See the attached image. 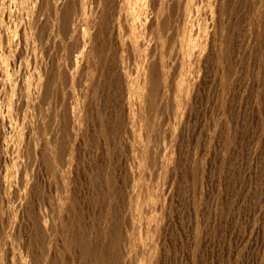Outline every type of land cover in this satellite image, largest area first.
I'll use <instances>...</instances> for the list:
<instances>
[{"label": "rangeland", "instance_id": "1", "mask_svg": "<svg viewBox=\"0 0 264 264\" xmlns=\"http://www.w3.org/2000/svg\"><path fill=\"white\" fill-rule=\"evenodd\" d=\"M32 1H0L26 35L0 76V264H264V0Z\"/></svg>", "mask_w": 264, "mask_h": 264}, {"label": "bare ground", "instance_id": "2", "mask_svg": "<svg viewBox=\"0 0 264 264\" xmlns=\"http://www.w3.org/2000/svg\"><path fill=\"white\" fill-rule=\"evenodd\" d=\"M0 1H2V0H0ZM6 1H7V0H3V2L1 3V6H3V4L6 3ZM8 1H9V0H8ZM29 1H30V0H29ZM31 1H32V0H31ZM36 1H37V0H36ZM44 1H45V0H44ZM51 1H52V0H51ZM81 1H82V0H81ZM89 1H90V0H89ZM94 1H95V0H94ZM109 1H110V0H109ZM117 1H118V0H117ZM117 1H116V3H117ZM145 1H147V0H145ZM148 1H149V0H148ZM150 1H151V0H150ZM157 1H158V0H157ZM170 1H171V0H170ZM181 1H182V0H181ZM181 1H180V2H181ZM196 1H197V0H196ZM206 1H207V0H206ZM12 2H13V1H12ZM19 2H21V1H19ZM32 2H33V1H32ZM54 2H55V0H54ZM77 2H78V1H77ZM85 2H86V1H85ZM95 2H96V1H95ZM119 2H122V3H121L122 6H123V3H125L124 6H125L126 8H128L129 11H130V13H131L133 16H135L136 18H138V19L141 18V16H142V18H143V16H144V18H146V16H149V15L151 14V13H150L151 11H149L150 14L147 15L145 6H142V4L139 3V2H140L139 0H120ZM119 2H118V3H119ZM180 2H179V3H180ZM24 3H26V0H22V3H20V4H21V5H24ZM30 3H31V2H30ZM81 3H82V2H81ZM97 3H98V2H97ZM153 3H154V2H153ZM157 3H158V2H157ZM157 3H156V4H157ZM159 3H160V2H159ZM179 3H178V4H179ZM184 3H185V1L183 2L182 5H184ZM193 3H195L194 0H186V4H185V5H186L187 8H189L188 11H190V10L193 8V7H192L193 5L196 6V5L193 4ZM196 3H197V2H196ZM90 4H91V3H90ZM90 4H88V2H87V6H88V5L90 6ZM112 4H113V3H112ZM145 4H146V3H145ZM154 4H155V3H154ZM156 4H155V6H156ZM36 5H37V3H36ZM55 5H56V4H55ZM57 5H58V4H57ZM60 5H61V3H60ZM79 5L81 6L82 4H78V6H79ZM95 5H96V4H95ZM150 5H151V3H150ZM150 5H149V8H148V9L151 8ZM1 6H0V74H1L0 76H1V78H3V82H2V83L5 84V83H7L6 81H7V79H8V77H7V74H8V73L6 74V71H5L6 69L4 70V68L2 69V67H3L4 65H6L8 62H7V63H6V62L3 63V61H4V59H5V57L3 58V54H4V46H5L6 44H7V46H11V45H10V42H11V41H14L13 37H14V34H16V33L20 32L22 36H26V35L24 34L25 31H24L23 29H20V30H19V29H15V30H14V28H13V29H12V28L10 29V28L6 25V22H7V21H5V20L7 19V18H6V17H7V14L5 15L6 10H5V12H4V9L2 10V8H3L5 5H4L3 7H1ZM96 6H98V5H96ZM96 6H94V7L96 8ZM117 6H118V5H117ZM122 6H120V7H122ZM134 6H135V9L132 11V8H133ZM147 6H148V5H146V7H147ZM160 6H161V5H160ZM167 6H168V5H167ZM178 6H179V5H178ZM22 7H23V6H22ZM31 7H32V6H31ZM81 7H83V6H81ZM24 8H25V7H23V9H24ZM43 8H44V7H43ZM54 8H57V7L54 6ZM86 8H88V7H86ZM86 8H85V9H86ZM95 8H94V10H92V11H93L92 14L95 13V10H96ZM122 8H123V11H124V10H125L124 7H122ZM122 8H121V9H122ZM155 8H157V6H156ZM161 8H162V7H161ZM183 8H184V7L182 6L181 11H183ZM28 9H29V7H28ZM33 9H34V8H33ZM33 9H32V10H33ZM58 9H59V7H58ZM83 9H84V8H83ZM89 9H90V7L88 8V10H89ZM151 9H153V8H151ZM194 9H195V8H194ZM25 10H26V8H25ZM25 10H24V11H25ZM32 10H30V11H32ZM51 10H52V9H51ZM59 10H60V9H59ZM59 10H58V11H59ZM118 10H119V9H117V11H118ZM53 11H54V10H53ZM66 11H67V10H66ZM84 11L86 12V10H84ZM84 11H83V12H84ZM113 11H114V10H113ZM125 11H126V10H125ZM129 11H127V12H129ZM147 11H148V10H147ZM156 11H157V10H156ZM159 11H160V10H159ZM181 11H180V12H181ZM27 12H28V11H27ZM38 12H39V11H38ZM49 12H50V11H49ZM75 12H76V11H75ZM153 12H154V11H153ZM153 12H152V13H153ZM160 12H161V11H160ZM185 12H187L186 9H185L184 13H185ZM6 13H7V12H6ZM24 13H26V12H24ZM28 13H29V12H28ZM35 13H36V12H35ZM57 13H58V12H57ZM65 13H66V12H65ZM89 13H90V12H88L87 14L90 15ZM120 13H121V10H120ZM120 13H119V14H120ZM130 13H129V14H130ZM155 13H156V12H155ZM158 13H159V12H158ZM29 14H30V13H29ZM29 14H28V15H29ZM54 14H55V13H54ZM58 14H59V13H58ZM61 14H62V13H61ZM84 14H85V13H83V15H84ZM103 14H104V13H103ZM123 14L126 15L124 12H123ZM123 14H122V15H123ZM153 14H154V13H153ZM156 14H157V13H156ZM161 14H163V13H161ZM161 14H160V16H161ZM185 14H186V13H185ZM30 15H31V14H30ZM55 15H57V14H55ZM120 15H121V14H120ZM120 15H118V18H119ZM124 15H123V18H122V16H120V18H122V20L124 19ZM157 15H158V14H157ZM157 15H155V16L157 17ZM186 15H188V12H187ZM186 15H185V17H186ZM10 16H11V15H10ZM25 16L27 17V14H26ZM57 16H58V15H57ZM79 16H80V14H79ZM93 16H94V15H93ZM93 16H92V17H93ZM150 16H151V15H150ZM155 16H154V18H155ZM197 16H198V15H197ZM32 17H33V16H31V18H32ZM90 17H91V16H90ZM112 17H113V16H112ZM125 17L128 18V19H127V20H128L127 22L130 21L129 18H131V20H132V17H130V16L127 17V15H126ZM181 17H182V16H181ZM8 18H10V17L8 16ZM37 18H38V17H37ZM74 18H75V17H74ZM76 18L78 19V17H76ZM186 18H189V16L186 17ZM25 19H26V20H27V19L31 20L29 16H28V18H25ZM33 19H34V18H33ZM33 19L31 20L32 22L34 21ZM79 19H81V18L79 17ZM79 19H78V20H79ZM93 19H95V18H93ZM133 19H135V18L133 17ZM155 19H156V18H155ZM157 19H158V18H157ZM160 19H161V18H160ZM183 19H184V18L182 17L181 20H183ZM23 20H24V19H23ZM49 20H50V19H49ZM51 20H52V19H51ZM65 20H66V19H65ZM68 20H69V19H68ZM142 20H143V19H142ZM144 20L146 21L147 19H144ZM144 20L141 21V19H140L139 21H141V22L143 23ZM149 20H150V18H148V21H149ZM163 20H164V19H163ZM39 21H40V20H39ZM39 21L37 20L36 22L38 23ZM43 21H44V20H43ZM58 21H59V20L57 19V22H58ZM61 21H62V20H61ZM86 21H87V19H86ZM88 21H89V20H88ZM99 21H100V20H99ZM124 21H125V19H124ZM124 21H121V22L123 23ZM139 21H138V23H139ZM150 21H153V20H152V16H151V20H150ZM150 21H149V22H150ZM155 21H156V20H154V23H155ZM186 21H187V19H186ZM188 21H190V20H188ZM57 22H56V23H57ZM78 22H79V21H78ZM84 22H85V21H82L81 23L83 24ZM119 22H120V21H119ZM125 22H126V21H125ZM125 22H124V23H125ZM136 22H137V21H136ZM136 22H135L134 26L136 25ZM149 22H148V23H149ZM184 22H185V21H184ZM7 23H8V22H7ZM28 23H29V22H28ZM28 23H26V24H28ZM53 23H55V22L53 21ZM93 23H94V21H93ZM122 23H120V25H122ZM144 23H147V22H144ZM144 23H143V24H144ZM154 23L151 22V24H153V26H154ZM174 23H175V22H174ZM186 23L188 24V22H186ZM186 23H185V24H186ZM9 24H10V23H9ZM30 24H31V22H30ZM57 24H60V23H57ZM88 24L90 25V21H89ZM129 24H130V22H129ZM129 24H128V25H129ZM151 24H150V25H151ZM176 24H177V23H176ZM182 24H183V23H181V25H182ZM51 25H52V23H51ZM51 25H50L49 27H51ZM72 25H73V24H72ZM85 25H86V24H85ZM85 25H84V26H85ZM118 25H119V24H118ZM125 25H126V24H125ZM128 25H127V26H128ZM137 25H138V24H137ZM139 25H140V24H139ZM139 25H138V27H140L142 24H141L140 26H139ZM144 25H145V24H144ZM146 25H148V24H146ZM146 25H145V26H146ZM157 25H158V23H157ZM33 26H34V25H33ZM33 26H31V27H33ZM76 26H77V25H76ZM122 26H123V25H122ZM129 26H130V25H129ZM129 26H128V28L130 29ZM148 26H149V25H148ZM15 27H16V26H15ZM18 27H20V26L18 25ZM52 27H53V28L55 27L54 24H53ZM73 27H74V26H73ZM86 27H87V26H86ZM86 27H84V28H86ZM108 27H109V26H108ZM119 27H120V26H119ZM138 27H136L137 30H139V29L141 28V27H140V28L138 29ZM157 27H158V26H157ZM185 27H186V26H185ZM187 27H188V26H187ZM21 28H22V26H21ZM29 28H30V25H29ZM35 28H36V27H35ZM35 28H33V29L31 28V29H32V30H35ZM87 28H88V27H87ZM87 28H86V29H87ZM112 28H113V27H112ZM117 28H118V27H117ZM121 28H122V27H121ZM126 28H127V27H126ZM142 28H143V27H142ZM150 28H152V25H151ZM158 28H159V27H158ZM25 29H26V28H25ZM40 29H41V28H40ZM49 29H50V28H49ZM51 29H52V28H51ZM75 29H76V28H75ZM82 29H83V28H82ZM124 29H125V28H124ZM132 29H135V28H132ZM181 29H183V28H181ZM185 29H186V28H185ZM61 30H62V29H61ZM67 30H68V29H67ZM76 30H77V29H76ZM89 30H90V29H89ZM122 30H123V29H122ZM141 30H142V29H141ZM141 30H140V31H141ZM147 30H148V29H147ZM147 30H145V31H147ZM153 30H154V29H153ZM155 30H156V28H155ZM179 30H180V29H179ZM187 30H188V28H187ZM39 31H40V30H39ZM41 31H42V30H41ZM51 31H52V30H51ZM79 31H80V30H79ZM81 31H82V30H81ZM87 31H88V30H87ZM130 31H131V30H130ZM150 31H151V29H150ZM150 31H149V33H151ZM158 31H159V30H158ZM30 32H31V31H30ZM57 32H58V31H57ZM82 32H83V31H82ZM82 32H80V34H81ZM89 32H90V31H89ZM89 32H88V34L90 35ZM159 32H160V31H159ZM183 32H185V31H183ZM190 32H191V31H190ZM262 32H263V31H262ZM26 33L28 34V30H27ZM33 33H34V32H33ZM35 33H36V32H35ZM37 33H38V31H37ZM37 33H36V34H37ZM39 33H40V32H39ZM42 33H43V32H42ZM46 33H48V31H47ZM50 33H51V32H50ZM123 33H125V32L123 31ZM137 33H138V32H137ZM137 33H135V36H137V35H136ZM140 33H141V32H140ZM155 33L157 34L156 31H155ZM250 33H251V32H250ZM60 34H61V33H60ZM71 34H72V33H71ZM85 34H86V33H85ZM125 34H126V33H125ZM130 34H131V33H130ZM159 34L161 35V33H159ZM29 35H31V33H29ZM62 35H63V33H62ZM81 35H82V34H81ZM86 35H87V34H86ZM89 35H88V36H89ZM143 35H144V34H143ZM157 35H158V34H157ZM185 35H186V34H185ZM185 35H184V37H185ZM188 35H190V34H188ZM22 36H21V37H22ZM46 36H47V35H46ZM48 36H49V34H48ZM64 36H65V35H64ZM84 36H85V35H84ZM128 36H130V35L128 34ZM149 36H150V35H149ZM182 36H183V34H182ZM29 37H30V36H29ZM29 37H27V38H29ZM86 37H87V36H85V38H86ZM137 37H138V36H137ZM39 38H40V36H39ZM81 38H82V37H81ZM130 38H133L132 35L130 36ZM139 38H140V37H139ZM157 38H158V37H157ZM186 38H187V37H186ZM127 39H128V37H127ZM159 39H160V38H159ZM159 39H158V40H159ZM29 40H30V39H29ZM33 40H34V37H33ZM46 40H47V38H46ZM75 40H76V39H75ZM78 40H79V39H78ZM80 40H81V39H80ZM80 40H79V41H80ZM83 40H84V39H83ZM86 40H87V43H88V42H89L88 40H90V39H89V38H88V39L86 38ZM130 40H131V39H130ZM132 40H133V39H132ZM140 40H141V39H140ZM190 40H191V39H190ZM25 41H26V40H25ZM35 41H36V40H35ZM41 41H42V40H41ZM41 41H39V42H41ZM47 41H48V40H47ZM127 41H128V40H127ZM127 41H126V42H127ZM159 41H160V40H159ZM36 42H37V41H36ZM83 42H84V41H83ZM85 42H86V41H85ZM85 42H84V44H85ZM138 42H139V40H138ZM156 42H157V41H156ZM187 42H188V41H187ZM191 42H192V41H191ZM12 43L15 44V41L12 42ZM12 43H11V44H12ZM123 43H124V42H123ZM129 43H131V42L129 41ZM129 43H128V44H129ZM132 43H133V42H132ZM136 43H137V42H136ZM182 43H183V42H181V45H182ZM185 43H186V42H185ZM188 43H189V42H188ZM188 43H187V44H188ZM14 44H13V45H14ZM76 44H77V43H76ZM148 44H149V43H148ZM155 44H156V43H155ZM175 44H176V43H175ZM126 45H127V44H126ZM130 45H131V44H130ZM83 46H84V45H83ZM187 46H188V45H187ZM187 46H186V47H187ZM194 46H195V45H194ZM84 47H85V46H84ZM103 47H104V46H103ZM138 47L141 48L142 46H141V45L139 46V45L137 44V46L135 47V49L138 50V49H139ZM148 47H150V46H148ZM175 47H176V46H175ZM188 47H189V46H188ZM188 47H187V48H188ZM10 48H11V47H10ZM12 48H13V46H12ZM29 48H30V47H29ZM151 48H152V46H151ZM104 49H105V48H104ZM181 49H183L182 46H181ZM11 50H12V49H11ZM11 50L9 49V51H11ZM69 50H70V49H69ZM133 50H134V49H133ZM136 50H135V51H136ZM140 50H141V49H140ZM152 50H153V49H152ZM186 50H188V49H186ZM190 50H191V49H190ZM190 50H188V51L190 52ZM6 51H8V50H6ZM146 51H147V50H146ZM178 51H179V50H178ZM181 51H182V50H181ZM183 51H184V50H183ZM183 51H182V53L179 52V54H180V55L183 54V53H184ZM191 51H192V50H191ZM196 51H197V50H196ZM83 52H84V51H83ZM139 52H140V51H139ZM142 52H144V51H142ZM142 52H141V53H142ZM192 52H193V51H192ZM210 52H211V51H210ZM5 53H6V52H5ZM7 53H8V52H7ZM10 53H11V52H10ZM132 53L134 54V52H132ZM146 53H147V52H146ZM198 53H199V52H198ZM13 54H14V53H13ZM19 54H20V53H19ZM136 54H137V51H136ZM142 54H143V53H142ZM177 54H178V53H177ZM179 54H178V55H179ZM193 54H194V53H193ZM193 54H192V56H193ZM199 54H200V53H199ZM199 54H198V55H199ZM4 55L6 56V54H4ZM9 55H11V54H9ZM138 55H139V53H138ZM138 55H137V56H138ZM178 55H176V56H178ZM194 55H195V54H194ZM41 56H42V55H41ZM199 56H200V55H199ZM7 57H8V56H7ZM7 57H6V59H7ZM13 57H16V55H13ZM13 57H12V58H13ZM17 57H18V56H17ZM183 57H184V56H183ZM186 57H187V56H186ZM186 57H185V58H186ZM196 57H197V56H196ZM76 58H77V57L74 58V59H75L74 61L77 60ZM179 58H180V60H182V57H179ZM6 59H5V60H6ZM19 59H20V58H19ZM145 59H146V58H145ZM183 59H184V58H183ZM8 60H9V59H8ZM11 60H12V59H11ZM15 60H16V59H14V61H15ZM153 61H154V60H153ZM160 61H161V60H160ZM9 62H10V61H9ZM11 62H12V61H11ZM11 62H10V64H11ZM76 62H77V61H76ZM76 62H75V63H76ZM183 62H184V61L182 60V63H183ZM5 63H6V64H5ZM13 63H14V62H12V64H13ZM72 63H73V62H72ZM14 64H15V63H14ZM7 65H9V64H7ZM81 65H82V64H81ZM147 65H148V64H147ZM161 65H162V64H161ZM11 66H12V65H11ZM163 66H164V65H163ZM182 66H183V64H182ZM182 66L180 67V69L182 68V69L184 70V68H183ZM5 67H7V66H5ZM12 67H13V66H12ZM12 67H7V68H9V69H7V71H9ZM146 67H147V66H146ZM158 67H159V65H158ZM158 67H157V69H158ZM162 68H165V66L162 67ZM162 68H161V69H162ZM58 69H59V68H58ZM145 69H146V68H145ZM15 70H16V69H15ZM72 70H73V69H72ZM104 70H105V69H104ZM158 70H159V69H158ZM80 71H81V70H80ZM147 71H148V70H147ZM160 71H161V70H160ZM143 72H144V70H143ZM163 72H164V71H163ZM179 72H180V71H179ZM182 72H183V71H182ZM182 72H181V73H182ZM196 72H197V71H196ZM198 72H199V71H198ZM164 73H165V72H164ZM141 74H143V73H141ZM162 74H163V73H162ZM8 75H10V72H9ZM71 75H72V74H71ZM122 76H123V75H122ZM166 76H167V75H166ZM181 76H183V74H182V75L180 74V78H178V82H179V80L182 78ZM144 77H145V76H144ZM150 77H151V76H150ZM1 78H0V79H1ZM35 78H36V77H35ZM69 78H70V77H69ZM145 78H146V77H145ZM161 78H162V77H161ZM163 78H164V77H163ZM165 78H166V77H165ZM193 78H194V77H193ZM196 78H197V77H196ZM142 79H143V78H142ZM182 79H183V78H182ZM41 80H42V79H41ZM145 80H146V79H145ZM161 80H162V79H161ZM165 80H166V79H165ZM184 80H185V79H184ZM28 81H29V80H28ZM123 81H124V80H123ZM126 81H127V80H126ZM10 82H11V81L9 80V83H10ZM124 82H125V81H124ZM141 82H143V80H141ZM160 82H162V81H160ZM164 82H166V81H164ZM181 82H182V80H181ZM0 83H1V82H0ZM2 83H1V84H2ZM144 83H145V82H144ZM174 83H176V82H174ZM1 84H0V85H1ZM38 84H40V83H38ZM161 84H162V83H161ZM163 84H164V83H163ZM181 84H182V83H181ZM10 85H11V84H10ZM4 86H5V85H4ZM8 86H9V85H8ZM8 86H7V90H8V93H10V92L12 91V88L10 87V88L8 89ZM11 86H12V85H11ZM39 86H40V85H39ZM141 86H142V85H141ZM141 86H140L139 88H141ZM178 86H179V84H178ZM137 87H138V86H137ZM144 87H145V85H144ZM162 88H163V87H162ZM191 88H192V87H191ZM5 89H6V88H5ZM19 89H20V88H19ZM141 89H142V88H141ZM176 89H177V87H176ZM9 90H11V91L9 92ZM178 90H180L179 87H178ZM178 90H177V91H178ZM181 90H182V89H181ZM1 91H2V90H1ZM3 92H4V91H3ZM6 92H7V91H6ZM138 92H139V91L137 90V93H138ZM139 93H140V92H139ZM143 93H146V91H144ZM36 94H37V93H36ZM78 94H79V93H78ZM9 95H10V94H9ZM146 95H147V93H146ZM26 96H28V95H26ZM141 96H142V95H141ZM144 96H145V95H143V97H144ZM135 98H136V97H135ZM142 99L145 100V98H142ZM133 106H134V105H133ZM133 109H134V108H133ZM159 109H160V108H159ZM136 111H137V110H136ZM139 111H140V110H139ZM2 113H3V112H2ZM159 114H160V113H159ZM1 115H2V114H1ZM2 118H3V117H2ZM0 120H3V119H0ZM3 121H5V120H3ZM3 121H2V123H0V124H3ZM135 121H136V120H135ZM143 121H144V120H143ZM165 121H166V120H165ZM0 122H1V121H0ZM135 123H136V122H135ZM146 123H147V122H146ZM103 124H104V123H103ZM131 124H132V123H131ZM144 124H145V122H144ZM146 126H147V125H146ZM146 126H145V127H146ZM141 128H142V127H141ZM147 128H148V127H147ZM170 128H171V127H170ZM147 130H148V129H147ZM3 145H4V144H3ZM163 146H164V145H163ZM147 147H148V146H147ZM161 148H162V147H161ZM141 152H142V151H141ZM145 157H146V155H145ZM154 158H155V157H154ZM147 159H148V158H147ZM143 162H144V161H143ZM143 162H142V163H143ZM147 163H148V162H147ZM168 168H169V167H168ZM162 172H163V171H162ZM164 174H165V173H164ZM22 177H23V176H22ZM167 191H168V190H167ZM166 196H167V195H166ZM55 203H56V202H55ZM48 211H49V210H48ZM42 228H43V227H42ZM59 233H60V232H59ZM159 237H160V236H159ZM85 260H86V259H85ZM74 261H75V260H74Z\"/></svg>", "mask_w": 264, "mask_h": 264}]
</instances>
